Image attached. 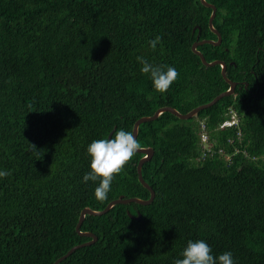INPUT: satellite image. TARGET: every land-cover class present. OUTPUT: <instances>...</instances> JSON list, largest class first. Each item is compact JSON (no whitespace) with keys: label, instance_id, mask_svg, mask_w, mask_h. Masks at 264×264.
Returning a JSON list of instances; mask_svg holds the SVG:
<instances>
[{"label":"trees","instance_id":"obj_1","mask_svg":"<svg viewBox=\"0 0 264 264\" xmlns=\"http://www.w3.org/2000/svg\"><path fill=\"white\" fill-rule=\"evenodd\" d=\"M205 1L221 43L197 50L225 63L234 95L187 120L165 112L141 124L137 140L154 152L142 166L152 202L85 216L80 231L97 241L58 264H173L189 240L264 264V0ZM211 12L200 0H0V171L11 172L0 178V264H54L90 241L76 232L84 208L150 197L136 153L97 201L98 182L83 181L86 149L159 108L187 114L228 89L220 66L191 49L217 40ZM138 56L178 78L156 92Z\"/></svg>","mask_w":264,"mask_h":264},{"label":"clouds","instance_id":"obj_2","mask_svg":"<svg viewBox=\"0 0 264 264\" xmlns=\"http://www.w3.org/2000/svg\"><path fill=\"white\" fill-rule=\"evenodd\" d=\"M161 41L162 38L160 36H156L154 39L148 42L149 47L155 50L157 44L161 43ZM136 59L138 63L141 65L140 67L141 74H145L150 77L153 89L158 93L166 92L170 88L172 83L179 76V73L174 67H170L166 65H158V66L153 65L141 56L136 57ZM152 116H144V117L151 118ZM236 124H237V119L232 117L229 120L222 122L219 128L232 127L233 125ZM202 131L204 130L202 129ZM30 145L31 148L35 150L37 155L41 154V151H38L35 145L33 144ZM141 147L142 145L133 136L132 132L125 131L123 129L115 131L114 136L111 139H104V138L96 139L93 140L87 146L86 152L87 155L91 158L89 164L90 171L83 176V181L98 182V186L95 187L94 189V198L97 201L104 202L107 200L108 193L111 191L112 188L113 180L117 175L123 172L126 164L132 160L137 150H140ZM219 154L223 155V152H219ZM225 160H228V158H225ZM9 175H11L10 171L7 170L0 171V178L7 177ZM180 255L183 258L175 259L173 264H235L233 255L230 251L223 252L218 256H213L211 247L204 240H196V241L189 240L187 242L186 247L183 249Z\"/></svg>","mask_w":264,"mask_h":264},{"label":"water","instance_id":"obj_3","mask_svg":"<svg viewBox=\"0 0 264 264\" xmlns=\"http://www.w3.org/2000/svg\"><path fill=\"white\" fill-rule=\"evenodd\" d=\"M200 2L207 8H210L211 9V14L209 16V19H208V25H209V28L210 30L216 35V38L217 40L216 41H212V40H203V41H199V42H196L192 45V52L194 54H196L199 58H200V61L201 63L203 64V66H206V67H214V66H220L221 68V76L222 78L224 79V81L228 84V89L220 94H218L216 97H214L211 101H209L208 103L206 104H201L195 108H193L192 110H190L187 114H181L179 113L176 109L172 108V107H165V108H161L159 110H157L154 115L151 117V118H141L139 120H137L134 124H133V127H132V134L133 136L137 139V135H138V128L139 126L142 124V123H145V122H149V121H152V120H155L156 118H158L162 113H165V112H169L171 114H173L176 118L180 119V120H187V119H190L192 117H195L197 116V114L202 111V110H205V109H208L210 107H212L213 105H215L218 101H220L222 98H225V97H228V96H231L234 94V91L236 89V85L237 83L236 82H233L231 80H229L227 77H226V65L225 63L221 62V61H218V60H215V61H212V62H207L205 60V58L203 57V55L197 51V47L200 46V45H203V44H210V45H213V46H219L220 43H221V35L219 34V32L213 27L212 23H213V19L215 17V13H216V7L212 4H209L207 3L205 0H200ZM136 153H139V154H142L143 157L139 160L138 164H137V168H136V172H137V177H138V181L139 183L147 190L149 191V194H150V197L147 199V200H141L139 198H127V199H124L122 196L115 200V201H112L110 202L106 207L105 209H103L102 211H94V210H91L89 208H84L81 213H80V216H79V221L76 225V232L80 235V236H85V237H90V241L88 242H85L83 245H80V246H76V247H73L71 248L65 255L59 257L55 262L54 264H58L59 262H62L64 261L74 250L78 249L79 247H83V246H89L91 244H93L95 241H97V237L90 233V232H81L80 231V226L82 225L83 221H84V218L85 216H98V215H101V214H104L106 213L109 209H111L115 204H130V203H136V204H139V205H149L152 200H153V197H154V192L153 190L147 185V183L144 181L143 177H142V166L145 162L149 161L154 152L151 148L149 147H141L140 150H137ZM138 217L140 216H137L136 218L138 219Z\"/></svg>","mask_w":264,"mask_h":264},{"label":"rangeland","instance_id":"obj_4","mask_svg":"<svg viewBox=\"0 0 264 264\" xmlns=\"http://www.w3.org/2000/svg\"><path fill=\"white\" fill-rule=\"evenodd\" d=\"M202 126H200L201 128ZM200 139H201V142H202V147L205 149V150H209V147H210V144L208 143L207 141V136L206 134H201L200 136Z\"/></svg>","mask_w":264,"mask_h":264}]
</instances>
